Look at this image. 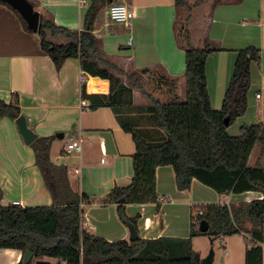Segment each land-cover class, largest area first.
<instances>
[{
    "label": "trees",
    "instance_id": "obj_1",
    "mask_svg": "<svg viewBox=\"0 0 264 264\" xmlns=\"http://www.w3.org/2000/svg\"><path fill=\"white\" fill-rule=\"evenodd\" d=\"M28 1L36 8L33 0ZM116 1L91 0L81 31L61 27L51 14L42 13L36 32L42 52L57 70L68 59H79L82 73L88 78L82 87L83 100L89 101L94 111L113 109L123 130L135 142L132 183L126 188H114L101 203L117 204L121 220L135 225L138 217L129 218L125 206L158 202L156 170L162 166L174 169L179 191L190 190L193 180H197L220 196L256 192L262 194V199L232 206L206 205L201 215L192 216L189 239L162 237L111 243L83 229L84 211L80 205L94 204L96 199L74 193L68 168L52 162L55 138H38L31 146L54 203L50 207L2 206L0 188V249L30 251L33 259L48 258L66 264H202L200 253L193 250V238L207 236L217 240L244 233L250 236L244 264H264V125H243L237 137L227 132L247 111L251 67L260 63V50L248 47L238 51L222 108L214 110L206 65L211 54L222 50L207 38H194L191 30L195 13L207 0H174V33L179 48L185 52L186 63L181 93L179 79L169 78L163 67L125 72L105 54L94 27L99 15ZM211 1L213 7L230 2ZM0 4L13 10L1 0ZM14 12L28 30L24 19ZM206 23L202 20V25ZM135 92L154 129L149 136L140 128L138 131L131 127L132 120L124 117L125 110L142 103L135 101ZM20 117L24 116L17 95L11 103L0 100V118L16 122ZM121 199H125V204H118ZM202 221L209 224L207 233L197 229ZM248 222L251 229L246 227ZM20 264H24L23 259Z\"/></svg>",
    "mask_w": 264,
    "mask_h": 264
},
{
    "label": "crops",
    "instance_id": "obj_2",
    "mask_svg": "<svg viewBox=\"0 0 264 264\" xmlns=\"http://www.w3.org/2000/svg\"><path fill=\"white\" fill-rule=\"evenodd\" d=\"M33 1L40 14L49 13L57 25L77 31L84 29L91 6V0ZM116 3H125L135 17L125 27L110 21L108 8L99 15L94 34L101 40L105 54L125 72L163 67L169 78L179 79L178 93H181L186 63L185 52L179 48L174 33L175 1L117 0ZM202 20L207 23L202 25ZM191 30L194 38H207L222 50L211 54L206 65L211 104L217 111L222 108L238 51L248 47L260 50V63L251 67L248 108L237 120L238 132L243 125H264V0H230L215 7L207 0L195 13ZM87 81L79 59H68L57 70L51 58L42 52L38 35L26 30L16 13L0 4V100L11 103L17 95L28 127L38 138H55L51 160L68 168L73 192L98 202V198L103 201L114 188L130 186L136 145L113 109L104 107L94 111L89 101L83 100L82 87ZM135 101L142 103L125 110L124 117L138 123L149 136L154 129L143 123L144 117L148 121V113L137 92ZM229 129L230 136L236 135L230 134ZM57 134H63L64 138L58 139ZM75 140L83 141L82 152L68 154L66 147ZM78 169L80 173L76 174ZM156 178L159 194L156 204L125 206L129 218L138 217L135 226L144 240L189 238L193 216L189 211L196 207L202 211L209 204L232 206L262 199V194L256 192L220 196L197 180H193L190 190L179 191L170 166L158 167ZM0 188L2 206L17 203L24 208L50 207L54 203L51 189L37 166L34 149L25 144L17 123L9 118H0ZM96 202L84 214V230L111 243L129 242V230L119 216L118 205ZM246 227L251 229L252 224L248 222ZM234 237L242 239L241 255L245 258L250 247L249 235L219 238L220 244H228ZM23 257L22 251L0 249V264H20ZM41 262L52 263L53 259Z\"/></svg>",
    "mask_w": 264,
    "mask_h": 264
},
{
    "label": "water",
    "instance_id": "obj_3",
    "mask_svg": "<svg viewBox=\"0 0 264 264\" xmlns=\"http://www.w3.org/2000/svg\"><path fill=\"white\" fill-rule=\"evenodd\" d=\"M2 2L6 3L10 6L14 11H16L26 22L28 26V30L36 33L39 28L40 23V13L35 10L34 6L28 0H1ZM18 130L20 135L22 136L26 145H32L37 139L38 136L28 127L27 120L25 117H20L16 120ZM226 125L228 126L229 120L225 121ZM56 137L58 139H63V134H57ZM118 204H125V199H121L118 201ZM128 230H129V242H137L139 241L140 235L133 223L127 222L126 223ZM209 230V224L207 221H202L199 226V231L201 233H207ZM213 242V241H212ZM34 254L30 251L24 252V264H30L31 260L33 259ZM215 260V253L211 250L210 254L202 259V264H214Z\"/></svg>",
    "mask_w": 264,
    "mask_h": 264
},
{
    "label": "rangeland",
    "instance_id": "obj_4",
    "mask_svg": "<svg viewBox=\"0 0 264 264\" xmlns=\"http://www.w3.org/2000/svg\"><path fill=\"white\" fill-rule=\"evenodd\" d=\"M154 87L155 86H153V88ZM145 119L146 118L144 117L143 123H145V126H147V127L151 126L150 123L148 121H146ZM238 123H239V121H237L231 127H229L230 128L229 133L230 134H234V133L236 134V135H232V137H237L241 134V132H238L239 127H240ZM130 124H131V127L134 126L133 128L135 130L139 131L138 123L132 122ZM254 153H255V151H254ZM212 193L215 194V192H212ZM97 200H98V202H96V204H99V203H101L100 201H102L99 198ZM222 202H223V200H222ZM105 206H106V204H105ZM91 207H92L91 204L87 205L88 209H87V211H84V214L85 213L87 214V212L89 211V209ZM199 210H200V207H196L195 210L189 211V214H190V212H191V214L193 212V216L195 217V215H196L195 213L198 212ZM194 211H195V213H194ZM182 220L185 221V218H183ZM191 223H192V220H191ZM197 229H199V227ZM185 231L187 232V229ZM188 236L190 238L191 234ZM189 238H187V239H189ZM225 239H227V237ZM212 241H213V239L210 237H207V236L195 237L192 240L193 250L196 252H199L203 256V258L207 257L210 254L211 250H213L215 253L214 264H244L245 263V258H242V255H241L243 242H242V239L240 237H234L229 241L227 240L228 244L223 243L224 245L220 244L219 239H217L213 242ZM227 241H225V242H227ZM44 259H47V258H34L32 261V264H37L38 262H41Z\"/></svg>",
    "mask_w": 264,
    "mask_h": 264
},
{
    "label": "built area",
    "instance_id": "obj_5",
    "mask_svg": "<svg viewBox=\"0 0 264 264\" xmlns=\"http://www.w3.org/2000/svg\"><path fill=\"white\" fill-rule=\"evenodd\" d=\"M108 16L112 23L117 25H122L125 27L130 26L132 20L135 17L134 12L125 4V3H114L108 8ZM260 96L258 95L257 98ZM82 140H75L67 145L66 152L68 154L71 153H81L82 152ZM76 174L80 173V170L75 171ZM14 205H18L17 203H14ZM81 210H85L87 207L86 203H81ZM202 211L196 212V215H201ZM86 225L85 221L83 223V229ZM51 264H66L64 261H57L53 260Z\"/></svg>",
    "mask_w": 264,
    "mask_h": 264
}]
</instances>
